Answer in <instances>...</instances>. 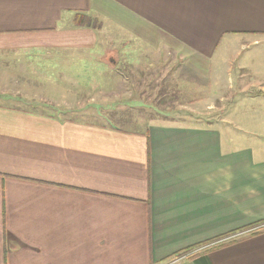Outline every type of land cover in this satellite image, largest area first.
<instances>
[{"label": "crops", "instance_id": "1", "mask_svg": "<svg viewBox=\"0 0 264 264\" xmlns=\"http://www.w3.org/2000/svg\"><path fill=\"white\" fill-rule=\"evenodd\" d=\"M76 14L143 38L144 63L114 49L116 66L153 75L177 61L193 110L139 131L93 125L39 109L41 66L5 69L0 264H169L194 251L192 264H264V0H0V53L91 48Z\"/></svg>", "mask_w": 264, "mask_h": 264}, {"label": "rangeland", "instance_id": "2", "mask_svg": "<svg viewBox=\"0 0 264 264\" xmlns=\"http://www.w3.org/2000/svg\"><path fill=\"white\" fill-rule=\"evenodd\" d=\"M100 24L99 22L97 28L93 30L94 40L91 48L83 46L77 42V39H69V43L52 50L68 56L67 59L31 57L30 54L33 52H39L34 48L13 52V54L22 53L23 56H6L0 53V81L8 77L3 74L8 70H4L12 66L18 64L22 66L21 68H25L26 65L30 68L41 66L40 77L45 81L43 84L50 85L51 89L36 92L37 99L44 101L41 102L39 109L62 118L81 120L93 125L139 131L155 122L160 124L163 121L174 123L187 121L190 117L186 113L193 110V106L189 105L192 99L186 95L179 96L176 91L178 62L172 57L164 60L163 64L157 62L155 64L157 66L153 67V70L157 68L153 75H148L147 73L152 71L143 68L130 71L125 65L116 66L112 56L114 49L122 52L127 59L130 56L135 58L128 64L137 65L139 68L144 63L141 57H135L141 56L140 52L144 44L138 41L143 38L137 39L134 33L119 30L111 24L104 26ZM131 39L134 41L132 42ZM88 41L86 39L84 42ZM25 55L27 56L24 57ZM211 61L215 63L217 59L212 58ZM124 62H127L126 59L123 60ZM46 67L48 69L43 72ZM135 87H138L137 90L134 89ZM129 88L133 90L130 91ZM249 94L250 92L239 94L235 100L249 98ZM67 95L72 96L73 99L71 100ZM63 99H68L71 105L63 107L61 105ZM50 103L54 110L49 106ZM15 104L22 108L28 106L23 102ZM239 108L241 107L238 105L228 109L233 111ZM189 255L185 257L178 255L177 258H182L178 264H192L187 262L192 257Z\"/></svg>", "mask_w": 264, "mask_h": 264}, {"label": "trees", "instance_id": "3", "mask_svg": "<svg viewBox=\"0 0 264 264\" xmlns=\"http://www.w3.org/2000/svg\"><path fill=\"white\" fill-rule=\"evenodd\" d=\"M74 23L77 27H81V28L96 29L98 26V22L96 20L91 19L90 17L85 16L83 14H76V16L74 18Z\"/></svg>", "mask_w": 264, "mask_h": 264}, {"label": "built area", "instance_id": "4", "mask_svg": "<svg viewBox=\"0 0 264 264\" xmlns=\"http://www.w3.org/2000/svg\"><path fill=\"white\" fill-rule=\"evenodd\" d=\"M182 258H175V259H172L171 262H169V264H178L179 261L181 260Z\"/></svg>", "mask_w": 264, "mask_h": 264}]
</instances>
